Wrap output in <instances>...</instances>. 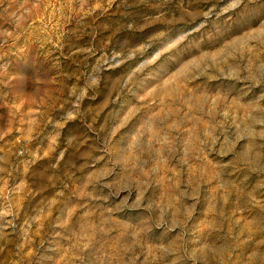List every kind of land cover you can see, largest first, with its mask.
Listing matches in <instances>:
<instances>
[{"label":"rangeland","instance_id":"rangeland-1","mask_svg":"<svg viewBox=\"0 0 264 264\" xmlns=\"http://www.w3.org/2000/svg\"><path fill=\"white\" fill-rule=\"evenodd\" d=\"M0 264H264V0H0Z\"/></svg>","mask_w":264,"mask_h":264}]
</instances>
